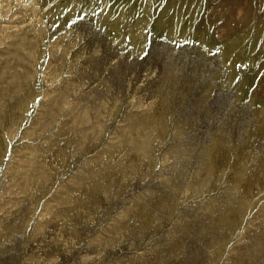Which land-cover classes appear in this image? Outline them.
<instances>
[{"label": "rangeland", "instance_id": "374dc122", "mask_svg": "<svg viewBox=\"0 0 264 264\" xmlns=\"http://www.w3.org/2000/svg\"><path fill=\"white\" fill-rule=\"evenodd\" d=\"M0 264H264V0H0Z\"/></svg>", "mask_w": 264, "mask_h": 264}]
</instances>
